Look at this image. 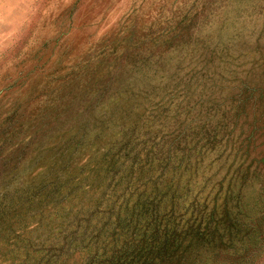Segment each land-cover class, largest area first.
Returning a JSON list of instances; mask_svg holds the SVG:
<instances>
[{
	"label": "rangeland",
	"instance_id": "374dc122",
	"mask_svg": "<svg viewBox=\"0 0 264 264\" xmlns=\"http://www.w3.org/2000/svg\"><path fill=\"white\" fill-rule=\"evenodd\" d=\"M192 3L198 10L189 12L191 38L166 48L151 44L171 14ZM240 84L258 91L248 116L237 118ZM259 93L264 0H0V200H18L43 178L56 192L58 182L70 188L67 174L79 171L80 188L49 201H93L88 182L106 148L117 144L163 161L173 146L165 177H156L160 167L148 176L158 196L175 182L172 193L200 206L205 197L222 201L228 189L241 188L239 201H258L264 210V135L253 133L264 113ZM185 158L187 171L179 166ZM235 175L246 178L238 185L230 181ZM151 186L146 191L154 193ZM30 214L35 220H24L25 228L0 229V264L23 259L14 243L28 236L51 245L64 234L60 222ZM76 250L54 264H80ZM243 264H264V240Z\"/></svg>",
	"mask_w": 264,
	"mask_h": 264
},
{
	"label": "trees",
	"instance_id": "16d2710c",
	"mask_svg": "<svg viewBox=\"0 0 264 264\" xmlns=\"http://www.w3.org/2000/svg\"><path fill=\"white\" fill-rule=\"evenodd\" d=\"M197 10L192 3L189 9L171 14L167 25L160 29L151 44H163L166 48L181 39L189 40L192 18L189 12L195 14ZM256 91L257 88L246 84L238 88L237 105L234 107L237 118L248 116L247 104L256 99ZM260 95L263 96L264 109V95ZM263 116L262 112L255 118L253 133L261 129L264 135ZM174 137H179V134ZM249 138L253 139V135L250 134ZM116 145L106 148L94 160L93 179L88 182L92 189L90 195L95 194L93 201H49L56 193L61 194L57 197L63 198L76 192L75 188H80L82 180L79 171L72 176L67 174L65 181L70 183V188L67 182L64 185L58 182L56 192L55 183L50 184L43 178L35 186L26 185L24 192L19 191L18 200H0L1 230L11 229L15 233L25 228L21 224L24 220L30 223L35 220L30 214L32 210L40 212L36 214L39 218H52L53 224L60 222L58 234L65 229L61 236L63 241H59L61 237L55 238L56 242L51 245L48 238L41 242L29 236L22 239L21 244L14 243L15 249L24 252L23 259L17 264H54L58 256L73 249L84 257L80 264H227L225 260L243 264L254 255L264 240V227L260 224L264 210L258 201H239L241 188L235 192L236 201L235 194L227 188L222 201L215 198L208 201L205 197L203 205L190 204L182 201L177 192L172 193L175 182L168 187L169 193H162L159 198L158 183L148 176L160 167L156 177H165L164 170L175 156L174 147L169 155L162 156V161L153 153L142 150L119 151ZM140 154L143 155L141 160ZM190 164L189 158H185L179 166L187 171ZM240 176L235 175L230 181H237L240 185L246 175ZM150 184L156 188L154 193L146 191L145 186L148 188ZM63 186L64 193L61 190ZM168 196V200L164 199ZM195 201H199V197ZM82 208H87V217L79 216L78 211ZM9 214L14 218L16 230L12 228V219L6 217ZM73 223L76 227L66 231ZM80 224L83 226L81 231L78 229ZM85 230H88L86 234L83 233ZM17 235L14 234L13 238Z\"/></svg>",
	"mask_w": 264,
	"mask_h": 264
}]
</instances>
